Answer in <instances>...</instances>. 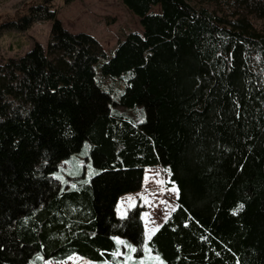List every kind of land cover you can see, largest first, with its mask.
<instances>
[{
  "label": "trees",
  "instance_id": "obj_1",
  "mask_svg": "<svg viewBox=\"0 0 264 264\" xmlns=\"http://www.w3.org/2000/svg\"><path fill=\"white\" fill-rule=\"evenodd\" d=\"M51 1L8 22L50 20L46 47L0 59V264H118L115 236L144 256L142 207L116 205L153 165L177 187L147 240L162 264H264V0H121L142 30L111 53ZM85 142L93 173L60 180Z\"/></svg>",
  "mask_w": 264,
  "mask_h": 264
},
{
  "label": "rangeland",
  "instance_id": "obj_2",
  "mask_svg": "<svg viewBox=\"0 0 264 264\" xmlns=\"http://www.w3.org/2000/svg\"><path fill=\"white\" fill-rule=\"evenodd\" d=\"M41 0H2L0 1V59L24 54L34 46L36 42L44 48L47 45L51 28L50 20L34 22L26 30H17L8 24L16 20L18 15L27 12L28 6ZM52 7L56 9L57 16L62 24L70 31H86L93 34L101 43L107 53H111L117 41L122 39L130 31H141L142 26L139 17L130 11L121 0H52ZM158 4L152 7L158 11ZM128 77V76H127ZM126 76L124 77V80ZM119 83L117 90L123 88ZM135 121L144 119V108L136 104L131 107L120 106ZM88 155V145L85 142L79 152L74 153L70 159H63L59 163L57 172L53 173L60 180L73 182L75 177L84 178L90 176L94 167ZM74 159V160H71ZM177 187L170 180L169 171L161 165L146 166L144 169L141 187L133 192L120 196L116 206L119 216L126 214L127 209L135 204L142 207L141 219L144 227V256L136 257L130 252L132 245L121 236H115L120 244L116 254L118 264H162L163 260L154 253L147 240L176 206ZM129 249V250H128ZM38 254L29 264H39ZM40 264H100L72 253L68 257L57 260L41 258ZM101 264H110L103 261Z\"/></svg>",
  "mask_w": 264,
  "mask_h": 264
},
{
  "label": "crops",
  "instance_id": "obj_3",
  "mask_svg": "<svg viewBox=\"0 0 264 264\" xmlns=\"http://www.w3.org/2000/svg\"><path fill=\"white\" fill-rule=\"evenodd\" d=\"M124 196H125V195H124ZM117 203H118V202H117ZM116 206H117V205H116ZM159 225H160V224H159ZM157 228H158V227H157ZM157 228H156V229H157ZM156 229H155V230H156ZM155 230H154V231H155Z\"/></svg>",
  "mask_w": 264,
  "mask_h": 264
}]
</instances>
